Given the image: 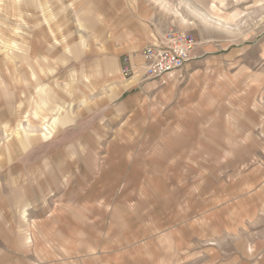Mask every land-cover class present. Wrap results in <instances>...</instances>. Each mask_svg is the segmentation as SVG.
Listing matches in <instances>:
<instances>
[{"label":"rangeland","instance_id":"rangeland-1","mask_svg":"<svg viewBox=\"0 0 264 264\" xmlns=\"http://www.w3.org/2000/svg\"><path fill=\"white\" fill-rule=\"evenodd\" d=\"M135 11L219 74L120 90L105 44ZM261 32L264 0H0V264H264ZM194 80L224 93L181 114Z\"/></svg>","mask_w":264,"mask_h":264},{"label":"crops","instance_id":"crops-1","mask_svg":"<svg viewBox=\"0 0 264 264\" xmlns=\"http://www.w3.org/2000/svg\"><path fill=\"white\" fill-rule=\"evenodd\" d=\"M113 35L111 36V40L109 44L106 41L105 47L109 48V51L106 50L105 53L115 56L114 65L112 67L113 75L117 78L119 89L125 90L128 85L126 81H132L134 83V87L137 90L138 94H141V91L149 86V82L151 81H143L140 78V72L135 74L132 78L126 79L123 78L120 74V62L121 57L124 55H134V61L136 63L140 62L138 57L139 52H141L145 47L152 44L154 40L160 38L161 35L157 34L155 27L151 23V19L142 16L138 11H135L132 14L119 15L116 18V24L114 26ZM122 35V36H121ZM258 47H259V58L260 63H264V34L261 32L258 39ZM221 48L215 47L213 45H204V42L197 41L196 47L192 53V58L190 62L186 64L183 68L187 75H193L199 77L203 75L205 72H216L219 74L221 71V56L224 55L220 52ZM264 69V68H263ZM223 70H226L224 67ZM107 71V70H106ZM105 71V72H106ZM100 76L106 77L107 74H104V70H100ZM121 77V79H120ZM195 81V90H190L194 97L190 99L184 97L181 100V104L179 105V109L181 110V114L185 111L189 112L194 109L193 103H196V108H200L198 103H219V95L224 93L219 91L218 97L211 96L210 94V85L209 82L199 83ZM218 83V80H217ZM192 86V85H191ZM193 87V86H192ZM228 87L230 85L228 84ZM219 89L218 85L211 91H215V89ZM128 89V88H127ZM209 92V93H208ZM166 114L173 115L176 119H182L183 116H178L174 110H169ZM137 113L134 111L131 119L137 118ZM173 118V117H172ZM203 118V117H202ZM174 120V118L172 119ZM116 180H118L119 175H115ZM90 209V208H89ZM116 209V208H115ZM116 210H119L116 209ZM91 213L97 214L96 208L90 209ZM103 211H99V214H102Z\"/></svg>","mask_w":264,"mask_h":264},{"label":"built area","instance_id":"built-area-1","mask_svg":"<svg viewBox=\"0 0 264 264\" xmlns=\"http://www.w3.org/2000/svg\"><path fill=\"white\" fill-rule=\"evenodd\" d=\"M196 44L195 36L189 31L170 29L139 52V63L134 61V55H124L120 74L129 79L140 72L143 81L159 80L182 70L190 62Z\"/></svg>","mask_w":264,"mask_h":264}]
</instances>
